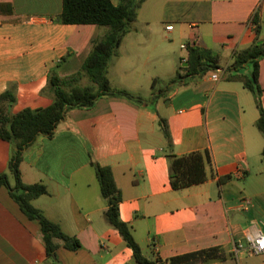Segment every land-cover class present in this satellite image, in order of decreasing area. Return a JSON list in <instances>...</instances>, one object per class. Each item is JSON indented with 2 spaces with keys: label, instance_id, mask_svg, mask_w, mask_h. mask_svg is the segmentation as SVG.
I'll return each mask as SVG.
<instances>
[{
  "label": "crops",
  "instance_id": "crops-1",
  "mask_svg": "<svg viewBox=\"0 0 264 264\" xmlns=\"http://www.w3.org/2000/svg\"><path fill=\"white\" fill-rule=\"evenodd\" d=\"M0 5L12 9L0 14V94L13 86V114L46 108L51 99L40 92L49 73L78 75L93 42L108 29L59 23L62 0H0ZM35 7L40 11L32 12ZM256 12L264 41V0H147L107 74L112 89L143 101L103 96L91 107L70 109L51 137H38L22 153V182L47 190L33 207L81 247L68 251L54 240V255L47 256L38 223L0 187V264H137L105 221L107 205L91 162L111 169L121 195L119 219L145 258L159 264H264V254L248 249L250 240L264 233L259 112L252 94L240 81L227 80L225 72L233 54L255 41L251 19ZM169 21L188 30L181 56L170 54L155 34L160 25L172 35ZM189 44L217 54L221 69L169 83L177 73L185 76L181 68ZM126 45L133 52L125 65ZM258 82L264 106V57ZM160 118L167 123L173 155L208 154L203 183L171 187ZM11 153L9 143L0 140V175L7 174L12 183ZM210 249L219 252L203 262H171Z\"/></svg>",
  "mask_w": 264,
  "mask_h": 264
},
{
  "label": "trees",
  "instance_id": "trees-1",
  "mask_svg": "<svg viewBox=\"0 0 264 264\" xmlns=\"http://www.w3.org/2000/svg\"><path fill=\"white\" fill-rule=\"evenodd\" d=\"M147 0H119L113 5L110 0H62V11L58 22L63 25H94L107 28V33L92 44L91 51L83 62V71L93 86H78V75L61 78L54 73H49L47 82L40 94L51 99V104L42 109H23L13 114L11 112L15 102L13 86L0 94V140L11 146V157L7 174L0 175V187H5L11 199L19 206L21 212L29 219L36 221L40 227L42 240L47 256L54 255L56 245L54 240H60L68 251H76L81 247L80 242L65 235L60 227L49 221L41 211L33 207L32 202L47 194L42 184L27 185L22 182L19 170L22 161V153L31 146L38 137H51L58 126L66 117L67 112L73 108L91 107L103 96H118L141 103L143 100L125 90L111 88L107 77L108 67L117 56L118 48L123 37L129 32L138 16L141 6ZM12 13L10 5H0V14ZM255 25L256 38L253 44L233 54L232 64L225 70L226 79L240 81L255 100L259 117L255 127L264 140V106L262 103L263 90L259 85V60L264 57V41H261V26L257 12L251 19ZM187 57L184 63L187 67L183 77L177 73L169 83L186 77L204 76L209 72L221 69L219 56L208 49H202L196 45H187ZM249 70V75L244 74ZM156 80H153L154 87ZM159 126L163 138L166 141L169 161V180L173 189L186 188L198 185L205 181V164L209 162V156L193 153L184 157H176L171 153L172 142L169 129L164 119H159ZM264 160V147L261 153ZM99 185L102 199L106 202L107 209L104 218L107 224L116 230L125 245L132 251L137 264H159L145 258L138 244L133 239L130 228L119 219V203L121 202L118 190L110 168L101 167L91 162ZM218 249H210L172 259L171 262H193L204 258H214Z\"/></svg>",
  "mask_w": 264,
  "mask_h": 264
},
{
  "label": "rangeland",
  "instance_id": "rangeland-1",
  "mask_svg": "<svg viewBox=\"0 0 264 264\" xmlns=\"http://www.w3.org/2000/svg\"><path fill=\"white\" fill-rule=\"evenodd\" d=\"M39 11L40 10L37 7L32 9V12H34V13L35 12H39ZM167 23H170L169 25H171L174 28V32L172 33V35H170L167 32H165V30H164L165 28L164 27L163 28L160 27V25H156L154 27L155 34L158 37V40L163 45V47L167 48L168 52L170 54H175V55L181 56V55L184 54V51L180 49V44L182 43V39H184L187 36L188 30H187L186 27L176 26L175 24H173L172 21H169ZM133 25L134 24H131V27ZM135 26H137L138 29H141V27L139 25H135ZM131 27H130V29H131ZM179 32H181V33L179 34ZM142 34H144V32H142ZM144 35L146 36V34H144ZM144 35H142L140 37H144ZM170 39H172V40H170ZM126 47H127V50H126L127 54L126 55L124 54L125 58L122 60L123 64H125V65H126V60L132 58L131 55H132V52H133V50L130 49L128 45H126ZM181 51H182V53H181ZM177 65L181 67L182 63H180L179 60H178L177 61ZM121 66H123L122 63H121ZM108 70H109V73H110V76H111V66L108 67ZM78 72H79V74H78L79 78L77 80V85L78 86H81V87L93 86L92 83L90 82L89 78L85 75V73L83 71V67L79 68ZM164 73H165V71H164ZM163 75H166V74H163ZM164 77H165L164 79L167 81V79H166L167 76H164ZM160 86H162L161 83H159V87Z\"/></svg>",
  "mask_w": 264,
  "mask_h": 264
},
{
  "label": "built area",
  "instance_id": "built-area-1",
  "mask_svg": "<svg viewBox=\"0 0 264 264\" xmlns=\"http://www.w3.org/2000/svg\"><path fill=\"white\" fill-rule=\"evenodd\" d=\"M190 28H193L192 26ZM172 28L171 26L166 27L167 31H170ZM181 48H185V46H181ZM212 79L213 80H217L218 76L217 74L212 75ZM247 204H249V202H247ZM248 249L250 251V253H252L255 256L264 254V233H259L256 236H254L250 242H249V246Z\"/></svg>",
  "mask_w": 264,
  "mask_h": 264
},
{
  "label": "water",
  "instance_id": "water-1",
  "mask_svg": "<svg viewBox=\"0 0 264 264\" xmlns=\"http://www.w3.org/2000/svg\"><path fill=\"white\" fill-rule=\"evenodd\" d=\"M187 66V64H183V67H186Z\"/></svg>",
  "mask_w": 264,
  "mask_h": 264
}]
</instances>
